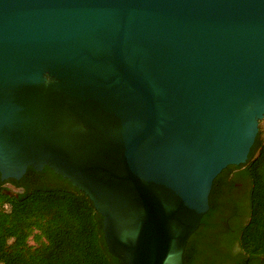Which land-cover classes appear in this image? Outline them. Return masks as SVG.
I'll return each instance as SVG.
<instances>
[{
	"label": "water",
	"instance_id": "1",
	"mask_svg": "<svg viewBox=\"0 0 264 264\" xmlns=\"http://www.w3.org/2000/svg\"><path fill=\"white\" fill-rule=\"evenodd\" d=\"M264 120V0H0V175L45 167L119 264H183Z\"/></svg>",
	"mask_w": 264,
	"mask_h": 264
},
{
	"label": "trees",
	"instance_id": "2",
	"mask_svg": "<svg viewBox=\"0 0 264 264\" xmlns=\"http://www.w3.org/2000/svg\"><path fill=\"white\" fill-rule=\"evenodd\" d=\"M262 121L248 161L242 165L250 180V193L249 216L239 242L249 256L264 255ZM232 168L227 167L214 180L209 210L188 242L218 209L219 182ZM0 264H119V261L108 252L103 218L92 202L69 181L45 167L40 172L29 168L20 180L3 181L0 175Z\"/></svg>",
	"mask_w": 264,
	"mask_h": 264
},
{
	"label": "flooded vegetation",
	"instance_id": "3",
	"mask_svg": "<svg viewBox=\"0 0 264 264\" xmlns=\"http://www.w3.org/2000/svg\"><path fill=\"white\" fill-rule=\"evenodd\" d=\"M232 167L219 182L218 209L187 242L183 264H264V255L249 256L240 246L239 234L249 216L250 180L242 165Z\"/></svg>",
	"mask_w": 264,
	"mask_h": 264
},
{
	"label": "rangeland",
	"instance_id": "4",
	"mask_svg": "<svg viewBox=\"0 0 264 264\" xmlns=\"http://www.w3.org/2000/svg\"><path fill=\"white\" fill-rule=\"evenodd\" d=\"M261 130H262V133H263V140H264V120L262 121V123H261V128H260ZM11 189V188H10ZM12 190V189H11Z\"/></svg>",
	"mask_w": 264,
	"mask_h": 264
}]
</instances>
